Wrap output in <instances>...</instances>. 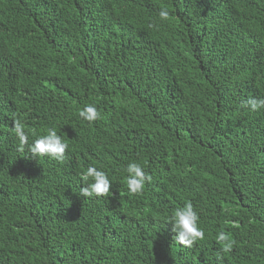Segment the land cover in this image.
Wrapping results in <instances>:
<instances>
[{"label": "trees", "instance_id": "16d2710c", "mask_svg": "<svg viewBox=\"0 0 264 264\" xmlns=\"http://www.w3.org/2000/svg\"><path fill=\"white\" fill-rule=\"evenodd\" d=\"M249 99H264V0H0V264H264V109ZM50 129L63 163L28 151ZM132 163L152 178L135 197ZM89 167L108 197L80 195ZM188 202L205 234L192 249L168 223Z\"/></svg>", "mask_w": 264, "mask_h": 264}, {"label": "clouds", "instance_id": "9594fccd", "mask_svg": "<svg viewBox=\"0 0 264 264\" xmlns=\"http://www.w3.org/2000/svg\"><path fill=\"white\" fill-rule=\"evenodd\" d=\"M161 21L170 19L169 13L166 10L159 12ZM150 28L154 25H149ZM250 109L252 112H258L264 109V99H249L246 104L242 105ZM79 117L87 121L90 125L100 119V113L93 106H86L83 110L79 111ZM19 113H14L12 116L13 127L12 132L19 140L18 151L24 152L27 146L28 136L25 134V125L21 119L18 118ZM33 135L35 133L33 132ZM68 144L63 142L57 135L55 130H48L47 134L39 139H36L33 144L28 147V151L32 158L48 157L59 163H63L66 158ZM128 178L126 186L130 196H138L143 193L146 183H151V176L147 175L140 165L136 163L129 164L125 169ZM79 179L87 185L81 189L80 195L86 198H104L108 197L112 185L103 171H97L94 167H89L86 172L79 176ZM199 216L193 209L191 202L186 203L183 208L175 210L168 223L171 224L172 231L175 233L174 243L186 249H192L199 241L205 239V234L198 227ZM232 227L239 228V224H232ZM216 243L220 245V252L228 254L233 250L234 241L229 234L221 231L218 233ZM217 259H222L218 254Z\"/></svg>", "mask_w": 264, "mask_h": 264}]
</instances>
